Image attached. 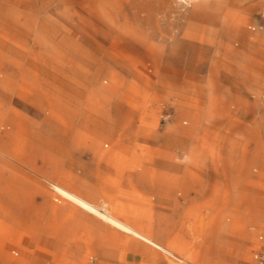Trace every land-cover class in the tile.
Instances as JSON below:
<instances>
[{"label":"rangeland","instance_id":"rangeland-1","mask_svg":"<svg viewBox=\"0 0 264 264\" xmlns=\"http://www.w3.org/2000/svg\"><path fill=\"white\" fill-rule=\"evenodd\" d=\"M138 131L171 142L125 151ZM49 180L201 262L257 264L264 0H0V264H173Z\"/></svg>","mask_w":264,"mask_h":264},{"label":"bare ground","instance_id":"bare-ground-1","mask_svg":"<svg viewBox=\"0 0 264 264\" xmlns=\"http://www.w3.org/2000/svg\"><path fill=\"white\" fill-rule=\"evenodd\" d=\"M182 2H188V0H179ZM143 121V120H142ZM132 120H129L131 123ZM158 122L154 121L153 127H156ZM142 126V125H141ZM132 127V126H131ZM121 131V130H120ZM119 131V132H120ZM121 134V133H120ZM161 136V137H159ZM144 139L147 142L159 143L162 145H169L171 142V136L169 134L157 135L152 132L141 133L140 131L134 134H123L119 137L117 142L124 147L125 151H136L135 149L141 146L140 141ZM133 144V145H132ZM222 172V171H221ZM210 173V172H209ZM222 174V173H221ZM211 177V175H210ZM224 177V176H223ZM227 178V177H226ZM53 189L59 193L63 198L70 200L72 205H77L97 216L101 219L113 224L114 226L140 238L146 242L151 254L159 255L162 251L166 253L170 263L173 264H208L205 261H200V255L192 252V248L181 246L177 243V240H171L170 235L167 238L157 237L153 234L154 226L148 220L135 219L134 223L130 220L122 221L115 214L109 212L105 207L98 206L89 200H87L80 192L76 191L67 184H61L57 181L49 180ZM219 181V180H218ZM214 183V182H213ZM222 184V183H221ZM218 186V185H217ZM216 189V188H215ZM229 189V188H228ZM231 193V192H230ZM221 195V194H220ZM58 206L53 207V211H57ZM86 228L89 232L90 230ZM85 232V231H84ZM199 252V251H198ZM159 253V254H158Z\"/></svg>","mask_w":264,"mask_h":264},{"label":"built area","instance_id":"built-area-1","mask_svg":"<svg viewBox=\"0 0 264 264\" xmlns=\"http://www.w3.org/2000/svg\"><path fill=\"white\" fill-rule=\"evenodd\" d=\"M261 239L264 240L263 235L261 236ZM257 264H264V242H263V246L261 247L258 253Z\"/></svg>","mask_w":264,"mask_h":264}]
</instances>
